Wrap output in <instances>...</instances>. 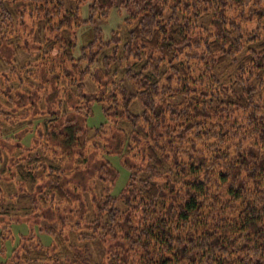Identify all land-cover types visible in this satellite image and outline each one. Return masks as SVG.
Returning a JSON list of instances; mask_svg holds the SVG:
<instances>
[{
    "label": "trees",
    "instance_id": "1",
    "mask_svg": "<svg viewBox=\"0 0 264 264\" xmlns=\"http://www.w3.org/2000/svg\"><path fill=\"white\" fill-rule=\"evenodd\" d=\"M0 48L12 55L0 56V78L16 72L15 96L39 111L6 127L13 97L0 84V137L40 120L33 148L41 138L87 155L116 140L123 158L144 137L149 153L118 197L109 190L117 178L88 169L98 177L91 187L80 172L66 208L53 205L72 200L61 183L39 184L49 157L15 144L23 164L0 144V217L37 211L41 221L27 233L1 229L0 264H264V202L249 193L264 196V0H0ZM96 107L103 122L90 126ZM192 136L204 154L187 163L176 147ZM191 166L222 193L205 180L181 188ZM221 203L234 209L221 213Z\"/></svg>",
    "mask_w": 264,
    "mask_h": 264
},
{
    "label": "rangeland",
    "instance_id": "2",
    "mask_svg": "<svg viewBox=\"0 0 264 264\" xmlns=\"http://www.w3.org/2000/svg\"><path fill=\"white\" fill-rule=\"evenodd\" d=\"M255 25H256L255 23L245 25L244 29L248 32L253 31L255 29ZM100 27L103 28L105 36H107L108 33L112 29L115 28V24L113 22H109L108 24L101 23ZM8 40L10 42H13V39L9 38ZM16 53L17 52L15 51L13 56ZM0 56L11 57L12 55L10 51H6V52H1ZM0 61L5 63V61L3 60H0ZM17 61L19 62L18 59ZM18 62H15V65H18ZM13 74H15L14 77L11 78L8 82H7L8 80L7 76H2V78H0V84L2 85V87L6 86L5 87L6 91L10 89V92H9L10 97L11 98L13 97L12 102H14L12 103L10 101L11 103H10L9 109H7L5 106L3 107L4 109L7 110V113H8L7 115H5L4 113H1V116L5 120V122L10 123V124H7L6 127H8L11 124L17 123L19 121L21 122L22 120H24L25 118L24 115L28 113V110H30V112H36V114L37 112H39L37 111L38 108L31 100L29 102H26V100L22 98V96H19V97L15 96L17 90L21 89L22 82L19 79V77H17L16 72ZM11 90H13L14 93L11 92ZM3 99L6 100L7 96H5ZM46 105L50 106L49 102L42 100L41 102H39L38 107H42ZM229 110L231 111L232 107L229 108ZM231 113H230L231 119L237 120V122H242L244 118L243 113L238 112V111L232 114ZM42 115H44V113H42ZM214 117L215 118L212 117L213 118L212 122L216 125L220 124L221 121L219 120V117L218 116H214ZM102 122H103V116L99 108L96 107L95 115L93 116V118H91L88 121V123L90 126H96ZM39 123H40V120H35L33 121L31 127L30 126L26 127L23 125L21 126V128L16 129L17 131H15V129L12 128V129H9V133L4 134L3 136L1 135L0 144H6V145L10 144V146L7 145L5 147L7 149V152L9 150V153L15 152L16 155L21 154L19 155V157H16L17 159L16 161L23 162L22 158L24 157H21V156L26 153L23 151L24 148L17 149L15 144L16 145L20 144L25 147L33 148L34 141H35V135L32 131L33 129L39 126ZM24 129H26L28 132H25ZM145 140L146 139L144 137H141L142 144L139 147H137V149L130 148L129 150L125 151L126 156L124 155L123 158H120V153L116 149L117 148L116 140L113 143H110V145H101L98 149H95V150L92 149L87 155L85 153H82V151L76 150V149H74V151L71 154L66 155L63 152H61V150L58 147L55 146L56 145L55 143H52V145L45 144L40 138L39 141L41 143L40 145L41 149L33 148V150L34 152H37L36 150H38L40 153L38 152L37 153L45 155L46 158L49 157L50 158L49 160L52 161V164H50L47 161H44L43 163H40L39 166L36 168L37 170L41 172L39 184L45 187L50 183L54 184L55 186L61 183L65 192L72 197V200H68L67 203L56 200L53 202V205L54 206L56 205V207L60 206V207L70 208L71 206L76 204L75 201H73V196H75L77 191L74 190L73 183L75 182V177L77 176V174L81 172L80 178L86 180L87 184L92 187L93 184L97 182L98 177L96 174L94 175L92 172H87V170L92 169V168H96V169L100 168L102 172H100L99 174H101L102 177L108 179L109 181H111V179L115 180L117 178L116 181L112 185L109 186V190L113 194L114 197L115 196L118 197L123 191H125L128 184L132 180L131 175H137V173L139 174L141 172L140 169L141 168L143 169V167L147 166L149 153L145 151V144H144ZM31 151H26V152L31 153ZM176 151L178 152L180 159H182L183 161L187 163H190L191 161V158H189V155L195 158H198L204 154V152L200 150V143L196 141L193 136L191 137L188 143H183L181 141H178ZM23 164L25 163L23 162ZM58 166H61L60 180L58 179L59 178ZM127 167H131V169H127ZM206 167H210V166H206ZM216 171H218L219 173L220 172L223 173L225 171V168L224 169L219 168V169H216ZM191 174H192L191 176H193L191 180L188 178L189 177L188 175L186 174L181 175V178L183 181V185L181 186V188H183L184 190L187 188L193 189L194 186H197L198 181L203 180L202 182H204L205 180L211 186V192L222 193L224 185L218 186V184L215 181L213 182L212 175L210 172L204 173L202 169L197 167V168H194L193 171H191ZM167 178L168 176H165L163 179V182ZM103 182H105V180ZM106 184L109 185V182ZM249 193H250V200L251 201L255 200L256 202L254 203V205H262V203L264 202V196L253 193L252 191H250ZM92 196H94V190L91 191L90 195L88 196V199L90 200ZM232 205L233 207L236 206L235 203L233 202H232ZM219 207H220L221 213H224L230 208H233L231 205L227 203H221ZM38 215L39 213L36 211V213H33L29 215L28 217L20 216V217L10 219V218L1 216L0 217V250L2 247L1 246L2 230L1 229H4L5 231L9 230L10 232H13L15 235L19 233H27L28 230L30 231V224L32 225L39 224L41 226L40 217H38ZM236 217L237 215L235 214L233 218H236ZM69 226L70 224L64 227L65 234H69L68 232ZM224 228L225 230H229V227L227 226V224L224 226ZM7 238H8L7 239L8 241L7 249L9 253L11 252L13 245L10 244V240H9L10 237H7ZM41 240L43 241V244L45 245H49L50 243V238L45 235L41 237ZM4 259L5 258L0 252V263H3Z\"/></svg>",
    "mask_w": 264,
    "mask_h": 264
}]
</instances>
